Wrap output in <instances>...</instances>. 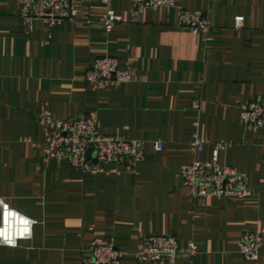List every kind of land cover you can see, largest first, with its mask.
Returning <instances> with one entry per match:
<instances>
[{
    "label": "crops",
    "instance_id": "1",
    "mask_svg": "<svg viewBox=\"0 0 264 264\" xmlns=\"http://www.w3.org/2000/svg\"><path fill=\"white\" fill-rule=\"evenodd\" d=\"M20 5L0 0V199L34 225L17 247L0 245V264H82L95 238L112 240L121 264H137L149 235L174 236L181 252L197 244L192 261L180 256L176 264H264V129L247 130L241 120V107L264 96V0H175L136 16L127 0L81 2L51 38L38 21L23 29ZM107 8L121 17L112 32L102 23ZM180 9L203 12L209 33L179 26ZM105 55L131 70L130 82L85 81ZM41 105L55 120L91 116L100 134L141 142L144 159L101 163L98 172L48 160L36 126ZM216 144L251 196L191 198L181 169L210 161ZM250 230L263 233L256 262L239 252Z\"/></svg>",
    "mask_w": 264,
    "mask_h": 264
},
{
    "label": "built area",
    "instance_id": "2",
    "mask_svg": "<svg viewBox=\"0 0 264 264\" xmlns=\"http://www.w3.org/2000/svg\"><path fill=\"white\" fill-rule=\"evenodd\" d=\"M113 0H21L20 20L25 31H31L35 21L43 25L49 38L53 30L66 20H74L76 3L108 7ZM132 5V15L144 9L157 10L171 8L175 0H127ZM243 17L234 19L235 28H240ZM106 32H112L121 23V17L107 8L102 20ZM178 25L188 28L194 35H207L210 26L201 11L180 9ZM85 81L95 86H105L112 82L125 84L131 81L129 68L119 69L118 60L111 56H98L87 70ZM241 120L247 130L264 129V96L241 107ZM36 126L41 142L46 146L48 160L65 161L79 172H98L101 163L128 164L133 166L144 159L143 144L138 141L122 140L98 132L97 122L91 116H79L69 120H55L47 105H41L36 116ZM191 145L196 153L203 145L199 137V123L193 124ZM161 143H155V151L162 150ZM91 149V160L87 151ZM225 150L223 144L213 147L212 158L208 162L194 160L181 169L184 186L192 199L205 203L211 198L242 199L252 195L245 177L220 160ZM22 221H27L23 223ZM34 221L9 208L0 199V245L10 248L31 238ZM27 229V231H25ZM263 244V233L258 230L244 232L239 243V252L246 261L256 262ZM197 244L188 243L181 252L179 243L172 235H149L143 240L141 251L136 255L137 264H176L183 256L192 261L197 254ZM123 255L112 240L95 238L90 256L82 264H121Z\"/></svg>",
    "mask_w": 264,
    "mask_h": 264
},
{
    "label": "water",
    "instance_id": "3",
    "mask_svg": "<svg viewBox=\"0 0 264 264\" xmlns=\"http://www.w3.org/2000/svg\"><path fill=\"white\" fill-rule=\"evenodd\" d=\"M91 152H92V150H91V149H89V150L87 151V159H88V160H90V158H91ZM92 162H94V163H95V161H94V160H92Z\"/></svg>",
    "mask_w": 264,
    "mask_h": 264
},
{
    "label": "snow or ice",
    "instance_id": "4",
    "mask_svg": "<svg viewBox=\"0 0 264 264\" xmlns=\"http://www.w3.org/2000/svg\"><path fill=\"white\" fill-rule=\"evenodd\" d=\"M22 222L25 223V224L27 223V221H22ZM25 231H27V229H25Z\"/></svg>",
    "mask_w": 264,
    "mask_h": 264
}]
</instances>
